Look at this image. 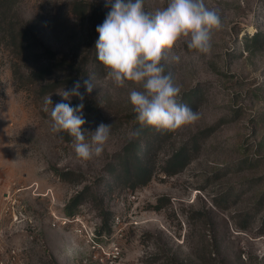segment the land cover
I'll return each instance as SVG.
<instances>
[{
    "label": "rangeland",
    "instance_id": "1",
    "mask_svg": "<svg viewBox=\"0 0 264 264\" xmlns=\"http://www.w3.org/2000/svg\"><path fill=\"white\" fill-rule=\"evenodd\" d=\"M74 1L0 0V264H264V0H204L222 20L209 50L181 37L162 60L199 118L141 136L129 100L141 85H115L96 58L105 0H87L82 18ZM165 5L144 0L149 12ZM51 57L81 71L28 79ZM89 77L82 127H111L101 155L83 160L52 131L44 98ZM133 139L140 157L151 152L144 184L114 178Z\"/></svg>",
    "mask_w": 264,
    "mask_h": 264
},
{
    "label": "clouds",
    "instance_id": "2",
    "mask_svg": "<svg viewBox=\"0 0 264 264\" xmlns=\"http://www.w3.org/2000/svg\"><path fill=\"white\" fill-rule=\"evenodd\" d=\"M105 7V17L96 25V58L115 85L127 81L141 85L140 90L129 91L135 119L157 130H175L195 122L199 113L179 101L180 87L165 71L163 54L181 37H188L189 49L206 53L212 31L222 26L219 11L207 7L204 0H166L154 12L145 9L144 0H105ZM179 59L178 55L172 57L173 61ZM93 88L91 77L77 79L72 87L58 92L62 99L55 104L51 96L44 98L46 111L52 105V131H67L76 156L83 160L100 156L110 137L111 125L100 123L95 130L82 127L86 123L85 94ZM72 97L80 102L71 104Z\"/></svg>",
    "mask_w": 264,
    "mask_h": 264
},
{
    "label": "trees",
    "instance_id": "3",
    "mask_svg": "<svg viewBox=\"0 0 264 264\" xmlns=\"http://www.w3.org/2000/svg\"><path fill=\"white\" fill-rule=\"evenodd\" d=\"M91 9V3L87 0H75L72 4L73 12L80 18L84 17L86 12ZM99 11V10H98ZM100 12V18L104 19L105 15ZM261 33L255 32L253 34V39H257ZM50 50V49H49ZM50 54L54 55L53 52L50 50ZM49 56V55H48ZM50 57V56H49ZM53 58L52 62L46 64L45 66L39 67L37 70L33 71L30 75H28V79L30 76L36 77L39 76L40 78L47 76L48 74H54L60 70H67L70 73V76L75 71H81V67L79 63H76L71 60H67L64 58ZM79 71V72H80ZM27 77V76H26ZM57 82H48L42 85V91L48 92L52 90ZM148 126L140 125V132L139 136L143 135L147 131ZM140 150L141 146L138 142L134 139L131 140L128 144H126L123 148L122 155H120V159L116 164L114 178H134L138 179L139 183L144 184L146 183L152 175V167L149 165L151 161V152L146 150V154L143 157H140ZM176 160L179 161L180 166L185 164L186 157L185 154L182 152H178L175 157ZM76 198V197H74ZM72 199L75 200V199ZM70 204V203H69ZM67 204V207L68 205Z\"/></svg>",
    "mask_w": 264,
    "mask_h": 264
}]
</instances>
